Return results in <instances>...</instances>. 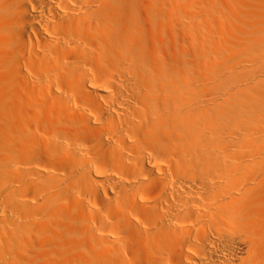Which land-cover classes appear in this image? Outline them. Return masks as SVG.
I'll return each instance as SVG.
<instances>
[{"label": "bare ground", "instance_id": "6f19581e", "mask_svg": "<svg viewBox=\"0 0 264 264\" xmlns=\"http://www.w3.org/2000/svg\"><path fill=\"white\" fill-rule=\"evenodd\" d=\"M259 86L264 0H0V264H264Z\"/></svg>", "mask_w": 264, "mask_h": 264}, {"label": "rangeland", "instance_id": "374dc122", "mask_svg": "<svg viewBox=\"0 0 264 264\" xmlns=\"http://www.w3.org/2000/svg\"><path fill=\"white\" fill-rule=\"evenodd\" d=\"M236 28L239 29L238 24H236ZM247 38V36H244L238 30H235L234 34L227 35V40L233 44V52H238L239 54L254 60L255 57L261 56L262 53L249 47L250 41H248ZM250 96L253 103H257V100L264 99V87L259 86L257 89H251Z\"/></svg>", "mask_w": 264, "mask_h": 264}]
</instances>
